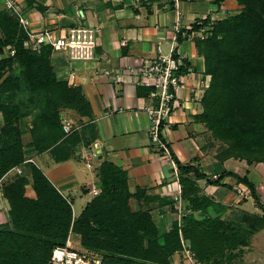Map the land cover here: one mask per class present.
Masks as SVG:
<instances>
[{"label":"trees","instance_id":"16d2710c","mask_svg":"<svg viewBox=\"0 0 264 264\" xmlns=\"http://www.w3.org/2000/svg\"><path fill=\"white\" fill-rule=\"evenodd\" d=\"M236 2L239 13L213 22L211 34L196 40L210 83L195 119L221 144L218 159L244 160L251 166L264 163V0ZM27 39L18 16L11 9L0 10V53L14 49L13 55L0 59V179L18 165L30 169V179L20 173L1 186L9 209L0 225V264H47L52 248L64 245L70 231L80 235L83 248L101 256V264H172L170 258L184 245L196 264H233L248 238L264 228V216L222 218L226 206L203 194L197 181L231 188L221 181L232 173L211 178L173 155L181 199L189 212L171 229L158 227L148 210L130 208L129 199L139 201L144 192L131 194L126 172L109 161L98 168L101 191L73 217L70 202L38 166L27 161L20 122L32 116L29 146L42 153L68 135L62 129L63 112L88 116L89 103L82 87L55 75L52 47L30 50ZM187 70L185 64L181 71ZM149 91L142 87L140 94ZM233 176L264 209L247 175ZM29 185L34 197L26 195Z\"/></svg>","mask_w":264,"mask_h":264},{"label":"crops","instance_id":"0c3cea01","mask_svg":"<svg viewBox=\"0 0 264 264\" xmlns=\"http://www.w3.org/2000/svg\"><path fill=\"white\" fill-rule=\"evenodd\" d=\"M14 3L32 33L48 29L63 36L79 26L100 27L95 59L69 61L64 53L56 51L51 60L59 80L82 87L89 103V115L81 117L74 111L63 112L62 119L73 122L72 132L42 153L29 146L32 116L20 122L24 154L70 202L74 218L101 191L98 168L102 161H109L126 172L131 194L144 192L139 201L134 197L129 199L130 208L148 210L161 229H171L173 223H180L189 212L182 199L174 200L179 184L176 164L173 167L160 156L149 139L150 121L143 106L153 102L148 95L140 94L142 87L130 81L129 71L142 59L155 56L157 45L164 54L169 53L176 35L180 40L175 49L183 55L188 70L185 87L178 91V106L171 115V126L165 131L171 154L182 164L199 167L211 178L222 172L232 173L221 181L231 188L211 185L204 179L197 181L203 194L226 206L222 218L234 219L236 213L264 216V209L256 205L248 188L237 183L233 176L246 174L264 206V163L248 166L244 160L221 161L210 131L195 119L202 111L201 98L209 86L210 75L205 72L204 57L196 50L198 38L193 31L197 28L193 27L198 22L213 23L239 13L241 6L236 0H14ZM4 8L0 0V10ZM2 123L0 114V126ZM90 153L96 156L87 160ZM18 168L30 179V169L18 165L0 179V190L3 183L11 182L19 174ZM237 188L245 189V195H240ZM1 192L0 225L7 220L9 209ZM26 195L35 196L30 185ZM194 216L198 217V213L194 212ZM72 234L77 235V242L71 241ZM68 238L74 246H82L79 234L70 231ZM247 241L241 247L238 264H264V228ZM187 251L184 245L183 250L170 258L171 263L193 264Z\"/></svg>","mask_w":264,"mask_h":264},{"label":"built area","instance_id":"2783aa9c","mask_svg":"<svg viewBox=\"0 0 264 264\" xmlns=\"http://www.w3.org/2000/svg\"><path fill=\"white\" fill-rule=\"evenodd\" d=\"M6 8L11 9L19 18L21 26L25 29L28 39L25 46L30 50H37L41 45H49L53 52L60 51L66 55L69 61H91L96 58L97 38L100 32L99 26H79L71 28L63 36H57L52 31L46 29L40 33H32L26 28V20L14 3V0H1ZM212 21L208 24L197 23V29L193 31L198 39H205L211 34ZM179 32L178 26L176 33ZM177 35L174 36L173 44L169 53L164 54L161 46L157 45L156 55L144 58L137 66L130 68V81L138 86L149 88L148 97L153 104L144 105L143 110L147 113L150 126L148 129L150 142L155 151L168 160L174 167L175 162L165 137V131L171 126V115L178 106V91L185 87L184 77L181 69L185 66L184 57L176 51ZM14 49L7 48L4 53H0V59L7 55H13ZM117 80H121L116 75ZM62 129L65 134H69L73 129V122L70 119H62ZM96 156L90 153L87 160ZM27 161H31L28 159ZM90 167V163H87ZM22 173L21 168L17 169ZM176 171V170H175ZM177 175V174H176ZM213 175L212 178H216ZM240 195H245V189L237 188ZM2 191V189L0 190ZM97 194L95 189L92 190ZM2 193V192H1ZM3 195V194H2ZM174 200L181 201V186L177 185V193ZM187 254L190 261L196 264L191 252ZM47 264H101V256L93 251L76 247L71 244L70 239L64 245L54 246L50 252Z\"/></svg>","mask_w":264,"mask_h":264},{"label":"rangeland","instance_id":"374dc122","mask_svg":"<svg viewBox=\"0 0 264 264\" xmlns=\"http://www.w3.org/2000/svg\"><path fill=\"white\" fill-rule=\"evenodd\" d=\"M213 140H214L213 144L220 147L221 144L219 142L215 141V139H213ZM236 214L237 215L234 216V219L241 217V214H239V213H236ZM70 238H71L72 242H77V240H78L77 235H74V234H72ZM234 263L238 264V261H235Z\"/></svg>","mask_w":264,"mask_h":264}]
</instances>
